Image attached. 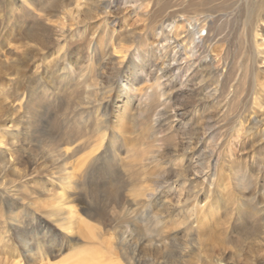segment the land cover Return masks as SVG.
Instances as JSON below:
<instances>
[{
	"label": "rangeland",
	"instance_id": "rangeland-1",
	"mask_svg": "<svg viewBox=\"0 0 264 264\" xmlns=\"http://www.w3.org/2000/svg\"><path fill=\"white\" fill-rule=\"evenodd\" d=\"M93 2L62 0L63 8L59 3L58 9L48 20L40 21L37 18L39 13L30 4L31 0L27 4L29 8L23 6L22 0H0V200L6 195L15 200L12 205L0 202V264H69L72 246L90 243L86 239L77 241L80 236L76 227L73 232H67L54 222V217L50 219L46 216L59 206L67 208L69 192L75 189H68L69 185H64L57 178L61 175L56 173L60 170L59 166L54 165L48 157V149L44 146L41 149L38 143L60 131L64 123V103L73 98V95L58 97L55 94L53 81L58 75L57 68L63 67L58 66V55H66L68 63L77 72L84 73L82 79L86 77L87 85H90L87 92H92V97L87 98L85 90L81 89L79 95L87 99L83 97L80 102L91 103L87 107H92V120L96 121L102 116L103 104L114 102V99L105 101L104 93L113 87L119 90L112 79L118 71L117 62H123V59L120 58L121 54L113 53L115 41L111 40L109 34L121 29L132 33L141 27L134 20L135 14L131 11L133 5H124L123 1L120 6L106 9L110 16L118 18L122 27L108 25L105 28L101 22L104 15L89 9ZM97 7L105 9L101 0ZM35 20L40 21V27L35 25ZM239 24L241 22L236 27H240ZM258 27L254 33L260 55L257 61L250 60V84L224 89L222 98L235 102L238 96V103L231 105L229 117L227 115L223 121H218L214 116L206 127L199 116L195 130L182 123L171 129L169 127L173 124L167 123L160 128L156 142L150 138L149 145L134 147L131 145L155 123L145 120L140 124L138 120L128 119V112L137 107L136 99L132 98L124 111L116 109L113 112V105L110 108L111 127L102 151L106 150L116 133L121 136L122 144L116 146L117 149L111 148V152H105L99 165L92 170L93 186L98 189L89 198L97 207H106L107 213L131 209V200H141L144 193L156 195V204H152V209L148 211L150 220L153 214L171 216L169 205L187 207L189 210L194 207V226L195 231L199 232L201 256L184 240L183 234H180L182 228H173L170 222L165 221L159 230L162 229L160 231L171 240L176 236L175 242L165 241L167 250L149 249L146 241L150 236L147 235H144V243L134 236L128 237L125 242L119 241L117 236L122 228L115 223L102 227L101 236L95 241L96 244L102 243L103 250L109 249L127 264H134L139 258L143 262L148 259L157 264H216L209 258L202 259L211 253L222 257L224 262L221 264H233L231 255L236 264H264V16ZM85 28L94 32L89 34V38L101 45V53L108 51L106 59L89 62L86 56L82 57V61L78 60L81 55L77 52L79 43L75 35ZM40 30L46 35L47 43L44 45L32 40L33 33ZM103 30H106L105 35ZM202 34L206 35V31ZM250 47L248 42L247 49L252 57ZM59 48L63 49L58 54ZM210 50L212 57L218 60L224 54L223 43L211 45ZM220 69L226 72L222 66ZM252 77L258 78L255 87ZM141 85L139 83L137 86ZM43 87L49 90L45 99L39 96ZM171 88L162 90L163 95L158 96V99L167 102L166 109L187 114L194 107L202 108L203 105L198 102L202 96L193 92L196 87ZM208 91L213 94L217 91L221 96L223 87H209ZM30 94L33 95L32 102L29 101ZM206 105L211 114L217 112V105ZM185 118L182 114L181 121L184 123ZM18 133L22 146L16 144L19 142L15 139ZM123 143L124 146H121ZM154 156L158 162L156 166L148 162ZM134 160L139 162L134 164ZM119 164L123 167L138 166L135 172L137 178L140 177L122 190L125 181L113 170ZM156 173L160 175L155 177ZM182 187L186 188L181 192ZM80 188L86 193L85 186L81 185ZM171 188H177V195L169 191ZM121 192L123 204L119 209L112 200ZM162 202L168 206L161 207L159 203ZM73 205L78 206L79 210L77 203ZM29 211L42 221L51 223L52 237L46 238L41 228L30 222L27 217ZM178 213L175 210L173 215ZM146 224L138 222L137 231L145 234ZM13 225L20 228L15 229ZM207 229L220 234L224 241L220 243L210 239L205 233Z\"/></svg>",
	"mask_w": 264,
	"mask_h": 264
},
{
	"label": "bare ground",
	"instance_id": "bare-ground-1",
	"mask_svg": "<svg viewBox=\"0 0 264 264\" xmlns=\"http://www.w3.org/2000/svg\"><path fill=\"white\" fill-rule=\"evenodd\" d=\"M31 1L32 3L30 4L39 13L37 18L40 21L42 19L48 20L52 13L58 9L59 3L62 4V0ZM98 1L94 0L89 9L97 10L104 15L101 22L105 28L108 25L117 27L121 25L122 27L118 18L110 16L106 9L120 6L123 1L124 5H133L131 11L135 14L134 20L141 28H137L132 33L126 29H121L119 31L114 30L109 34L111 40L114 39L115 41V43L113 42V53L121 54L120 58L123 59V62H117L118 71L112 79L113 84L119 90L113 87L109 92L104 93L106 96L105 101L114 99V102L113 104H103L102 114H100L102 116L96 121L92 120V117L90 118L92 107L89 108L87 106L91 103L80 102L81 99L92 97V92H87L90 85H87L86 77L82 79L84 73L82 75L81 72H77L68 63L66 55L64 57H60L61 54L58 55L63 48H59L57 51L58 66L62 65L63 67L57 68L58 75L53 81V84L57 86L53 87L56 90L55 94L58 97H62L64 94L73 95V98L64 103L63 127L55 135L41 139L42 141L38 145L41 149L43 146L48 149V157L52 159L54 165L59 166L60 170L56 173L63 175V177H60V175L57 178L64 185L70 186L72 184L73 188L72 186L67 188L75 189V191L69 192L67 199L69 206L67 208L59 206V209L51 210L46 216L50 219L54 217V222L67 232H73L74 227H76L78 229L77 234L80 236L77 241L86 239L90 242L88 244L84 243V245L76 244L72 246L71 250L73 253L68 258L69 264H127L119 260V257L109 251V249L107 251L103 250L102 243H95L98 236H101V228L107 227L109 223H115L117 227L120 226L122 228L121 233L117 236L119 241L125 242L128 237L132 238L134 236V238L138 237L139 241L144 243V235H147L150 236L146 241L149 249L167 250L165 241L171 240V238L166 237L165 233L160 231L162 229L159 230V227L164 221L165 223L170 222L173 228H182L180 234H183L184 240L189 243V247H192L193 250H198L201 256L199 232L195 231L196 228L194 226L196 223L194 207L193 210H189L187 207L181 208L180 206L169 205L172 210L171 216L162 217L158 214H153V217L149 215L151 217L150 220L148 211L152 209V204H156V195L144 193L141 200H139L140 198L131 200L133 209L121 212L113 211L114 214L107 213L106 207H97L89 198L98 189L93 186L94 182L91 175L94 171L92 170H95L99 165V162L105 156V152H111V148L118 147L121 143V136L116 133L112 140L110 139L111 142L107 145L106 150L102 151L103 143L107 140V132L111 127L110 114L112 112H110V108L113 105V112L116 109L124 111L126 104L131 102L132 98L133 100L136 99L138 100L137 107L133 111L128 112V119L132 121L138 120L140 124L145 123V120L155 123L153 126H149V129L135 141L136 143L131 145H134V147L149 145L148 141L150 138L153 139V142H156L160 128L167 123L173 124L172 127H169L171 129L182 123L185 127L195 130V123L199 118L203 120L204 126L208 127L210 122L214 120V116L217 117L218 121H223L227 115L229 117L232 109L231 105L234 106L238 103V96L236 95V98L234 96L235 102H230L227 98H222L224 89L226 90L225 87H245L246 84H250L248 81L252 68L250 60L257 61L260 55L255 45L257 35L254 31H257L258 23L264 16V0H101L105 7L104 10L97 7ZM28 3L29 0H22L25 8H29ZM63 7L62 4L61 8ZM40 21L35 20L37 27L41 26ZM239 22H241L239 24L240 27H236ZM98 29H100V26ZM204 31H206V35L202 34ZM105 32L106 30H103V35H105ZM90 33L94 34L90 29L85 28V30L78 31V34L75 35L79 43L77 52H80L81 55L78 60L82 61V57L85 58L86 56L89 62H93L94 59L98 61L99 59H106L108 51L104 50L101 53V45L94 43L93 38H89ZM32 40L40 45L47 43L46 35L41 30L33 33ZM248 42L253 50L252 57L247 49ZM216 43H223L224 49V54L218 60L212 57L210 50V46ZM221 66L226 70L225 73L221 71ZM181 79L183 80L181 81ZM257 79V77H252L254 87ZM139 83H142V85L137 86ZM190 86L196 87L193 90L195 95L202 96L198 99V102L203 105L201 109L194 107L187 114L172 112L166 109L167 102L158 99V96L163 95L162 90L168 87L173 89L175 87ZM214 86L223 87V91L220 93L221 96H219V93L217 94V91L214 94L208 91L209 87ZM81 89L85 90L84 93L87 94V98L79 95ZM40 90V98L45 99L49 95V90L46 87ZM29 99L32 102L33 95L30 94ZM206 104L217 105V112L211 114L206 109ZM182 114L186 117V123L181 121ZM164 122L166 123L164 124ZM19 135L18 133V137H15L19 141L16 142L18 145L21 143ZM121 146H124V143ZM149 161L150 164H155V166L158 164L155 156L148 159ZM137 162L139 160H134L132 163L135 164ZM69 165L70 167H68ZM0 167H2L1 164ZM135 167L137 168L138 166L129 165L128 167H123L121 164L114 166V174L122 176L125 181L121 190L132 185L140 178H137ZM69 168L71 169L69 170ZM78 173H80L79 177L77 176ZM158 175L160 173H156L155 177ZM81 185L85 186L86 193H83L84 191L80 188ZM185 188L182 187L180 191L182 192ZM63 190L66 192L67 189L64 188ZM169 191L175 195L178 192L177 188L175 190L171 188ZM14 201L8 195L0 200V202L5 204H11ZM112 201L115 207H121L123 204V192L119 193L118 197ZM74 203L80 206L79 210L78 206L73 205ZM159 204L161 207L168 206L165 202ZM92 208L96 209L92 210ZM175 210L179 211V213L173 215ZM27 217H29L32 224L41 228V232L46 238L52 237L51 223L42 221L31 211L28 212ZM172 221L174 224H172ZM138 222L147 223L145 234L137 231ZM13 228L18 229L20 227L13 225ZM205 233L213 241L220 243L224 241L221 235H217L212 229H207ZM175 241L176 236L171 242ZM216 257L217 255L211 253L201 258L204 260L209 258L211 261H215L216 264L224 262L221 256L214 259ZM141 259L139 258L134 264H157L148 259L143 262ZM231 261L236 264L232 255Z\"/></svg>",
	"mask_w": 264,
	"mask_h": 264
}]
</instances>
